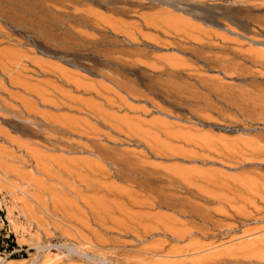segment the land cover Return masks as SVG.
I'll return each mask as SVG.
<instances>
[{
    "label": "rangeland",
    "instance_id": "1",
    "mask_svg": "<svg viewBox=\"0 0 264 264\" xmlns=\"http://www.w3.org/2000/svg\"><path fill=\"white\" fill-rule=\"evenodd\" d=\"M86 157L98 160L91 172ZM181 167L264 179V0H0V234L15 244L0 264H146V252L189 264L264 238L253 218L217 241L141 232L148 218L121 225L123 210L180 218L160 200L199 206L167 182ZM71 188L123 210L95 223L76 199L83 217L67 218L58 202ZM263 252L219 264H264Z\"/></svg>",
    "mask_w": 264,
    "mask_h": 264
},
{
    "label": "bare ground",
    "instance_id": "2",
    "mask_svg": "<svg viewBox=\"0 0 264 264\" xmlns=\"http://www.w3.org/2000/svg\"><path fill=\"white\" fill-rule=\"evenodd\" d=\"M134 94V93H133ZM43 99V98H42ZM56 99V98H55ZM42 101V100H41ZM124 101V100H122ZM52 103V102H51ZM50 103V104H51ZM60 104V103H59ZM55 105V104H54ZM120 106V105H118ZM59 107V106H58ZM91 108V107H90ZM94 110V109H92ZM44 117V116H43ZM97 117V116H96ZM49 118V117H48ZM55 118V117H54ZM45 119V118H44ZM47 119V118H46ZM60 121V119H59ZM69 121V120H68ZM63 122V120H62ZM75 123V122H73ZM77 123V121H76ZM63 124V123H62ZM72 124V122L70 123ZM70 124H67V126ZM78 124V123H77ZM75 125V124H74ZM73 125V126H74ZM63 126V125H62ZM65 126V125H64ZM72 126V125H71ZM70 126V127H71ZM90 126V125H89ZM84 127V126H83ZM88 127V126H87ZM93 127V126H92ZM79 128V127H78ZM27 129V128H26ZM92 131V128L90 126V128H88ZM94 129V128H93ZM25 130V129H24ZM35 130V129H34ZM33 131V130H32ZM81 131V130H80ZM85 131V129H84ZM114 131V130H113ZM40 133V132H39ZM86 134V133H85ZM45 136V135H44ZM47 136V135H46ZM50 137V136H49ZM105 137V136H104ZM108 138V137H107ZM49 141V140H48ZM53 142V141H52ZM24 143V142H23ZM151 143V142H150ZM54 144V143H53ZM72 144V143H71ZM24 145V144H23ZM26 145V144H25ZM24 145V146H25ZM57 145V144H56ZM19 146V145H18ZM84 146V145H83ZM22 147V146H21ZM27 147V146H26ZM65 147V145H64ZM63 148V147H62ZM66 148V147H65ZM92 148V147H91ZM24 149H26L24 147ZM72 149V148H71ZM87 149V146H86ZM27 150V149H26ZM25 150V154H28V157H31L32 153H34L32 150H27L26 152ZM85 150V149H84ZM68 151V150H67ZM94 151V150H93ZM37 152V151H36ZM95 152V151H94ZM93 153V152H92ZM35 154V153H34ZM39 154V152H38ZM30 155V156H29ZM37 155V154H36ZM92 155V154H90ZM96 155V153H95ZM40 156H42L40 154ZM93 156V155H92ZM97 156V155H96ZM33 158L35 157L34 155L32 156ZM31 157V158H32ZM42 158V157H41ZM40 158V159H41ZM110 158V157H109ZM30 159V158H29ZM35 159V158H34ZM39 159V160H40ZM57 159V158H56ZM55 159V160H56ZM74 159V158H73ZM87 160H84V158L80 159V163L83 164V166L86 168H89L87 170H89V172H91L90 169H93V167H98L99 164H97L96 161L94 160H89L86 157ZM94 159V158H92ZM198 159V158H197ZM203 159V158H202ZM205 159V158H204ZM60 160V159H59ZM138 160V159H137ZM143 160V159H142ZM210 160V159H209ZM35 164H36V169L39 167L38 163V157H36ZM33 161V162H34ZM41 161V160H40ZM57 161V160H56ZM71 161V160H69ZM113 161V160H112ZM201 161V160H200ZM211 161V160H210ZM55 162V161H54ZM68 162V159H67ZM72 162V161H71ZM70 162V163H71ZM74 162V160H73ZM77 161H75L74 163H76ZM199 162V161H198ZM202 164L205 163V161H201ZM57 163V162H56ZM79 163V162H77ZM81 164V165H82ZM61 165V163L59 164ZM63 166V165H62ZM65 166V165H64ZM73 166H77V164H74ZM71 166V167H73ZM83 166H81V168H83ZM102 166V165H101ZM43 167V164H42ZM67 167V166H66ZM103 167V166H102ZM41 168V166H40ZM39 168V169H40ZM59 168V167H58ZM42 169V168H41ZM44 171L46 169H43ZM65 170V169H63ZM71 170V169H70ZM69 170V171H70ZM106 170V169H105ZM110 170V169H109ZM68 171V172H69ZM99 171V169H98ZM107 172V171H106ZM166 172V171H165ZM47 173V171H46ZM70 173V172H69ZM73 173V172H72ZM111 173V172H110ZM120 173V172H119ZM95 174V173H94ZM100 174V173H99ZM106 174V173H105ZM107 175V174H106ZM105 175V176H106ZM222 175V174H221ZM109 176V174H108ZM226 176V175H225ZM229 176V175H228ZM226 176V177H228ZM167 177V182L169 183V185H171L172 187L178 188L179 190L184 189V190H190L191 194L196 193L197 195H195V198H199L197 200H200L204 203H209V204H205L207 206H202L201 203L202 202H198L200 204H198L199 206H195L197 202L194 203L189 202L190 199H186L184 200V202L181 203V205L177 206L176 204H171V203H167L164 201L160 200V207H163L167 210H171L173 211L178 217L180 218H184L183 220H180V218H177L176 216L172 215V214H161V213H157L155 215H142V216H138V215H132L128 212H125L123 210V207H121L120 205L117 204H113L111 202H107L105 200L102 199H94V198H86L84 196H82L78 191L79 190H73L72 188L69 189L70 192L72 193V199L70 200H59V205L61 209H64L65 207H68L71 209L72 213H64L65 217L67 218H74L75 220H77L75 218V216H82L83 217V212H79L80 210L78 208H76L74 206V200L78 199L81 200L83 204H85V206L87 207V210L89 211V219L95 223H104L105 221H112L111 218V213L112 211L115 210H123L122 215H123V220H125L124 223L126 224H121L122 226L128 225V224H135L137 222H139L138 220H141L143 218H148L150 221H152L150 224L153 225V227L151 225H149L148 227H143V229H140L141 232H150V231H154L157 230L159 231L162 235H165L169 238L175 239L177 241L184 239V238H193L195 240V238L197 239V237L200 238H204V239H221V238H225V237H230V233L233 231L235 232V225L236 226H240L242 224V222L244 220H248L250 218H253L254 220H261L264 221V179H261L260 176H258L259 178H257V180L255 179H250V178H239L238 176L236 178H230L231 180H226L224 178H222V176H218L215 173H213L210 170H206V169H184V168H171L170 172L166 175ZM230 177V176H229ZM80 178V177H79ZM84 177H82V179H80L84 184V186L86 188H92V187H96V188H101L102 186L97 183H94V181H88L90 179H83ZM226 180V181H223ZM228 179V178H227ZM259 179V180H258ZM79 185V184H78ZM66 186V185H65ZM105 186V185H104ZM212 187H221L222 191H226V194H218V193H213L211 191L208 190V188ZM76 188V187H75ZM103 188V187H102ZM174 188V189H175ZM172 189L173 191H176ZM217 189V188H216ZM220 189V188H219ZM117 191L120 193L119 189H116L115 187H113L112 185H108L105 187V191L106 194L112 191ZM192 190V191H191ZM194 191V192H193ZM221 191V192H222ZM223 191V192H224ZM181 192H183L181 190ZM187 191H185L186 193ZM193 192V193H192ZM220 192V193H221ZM55 193V192H54ZM115 193V192H114ZM148 193V192H146ZM124 194V193H123ZM128 194V193H127ZM188 194V193H186ZM185 194V196H186ZM189 194V195H191ZM71 195V194H70ZM113 195V194H112ZM151 193L147 194V197H150ZM194 195V194H193ZM193 195H191L192 197H194ZM154 196V195H153ZM190 196V197H191ZM198 196V197H196ZM126 197V196H125ZM191 197V198H192ZM54 198V197H53ZM52 198V199H53ZM56 199V198H55ZM182 199V198H181ZM55 201V200H54ZM80 201V202H81ZM131 201V200H129ZM127 202V199H126ZM145 202V201H142ZM214 203L217 207H211L209 206L210 203ZM220 204H224L225 206H219L217 205V203ZM237 202L238 205H242L241 207H235V203L237 206ZM53 203V201H52ZM57 203V204H58ZM116 203V202H115ZM133 203V200H132ZM137 203V202H134ZM156 203L158 204V202L156 201ZM240 203V204H239ZM242 203V204H241ZM257 203H260L261 206H257ZM54 204V203H53ZM130 204V203H128ZM145 204V203H144ZM203 204V203H202ZM123 205V204H122ZM201 205V206H200ZM213 205V204H212ZM219 206V207H218ZM64 207V208H63ZM224 207V208H223ZM66 210V209H65ZM114 212V211H113ZM140 213V212H139ZM171 213V212H170ZM219 217H221V219H218ZM79 218V217H78ZM230 220L233 221L232 223H223V220ZM143 221V220H142ZM148 221V220H147ZM149 221V222H150ZM229 221V222H230ZM242 221V222H241ZM253 221V220H252ZM130 222V223H129ZM228 222V221H227ZM249 222V221H248ZM246 223V222H245ZM244 223V224H245ZM250 223V222H249ZM106 224V223H105ZM141 224V223H140ZM264 224V223H263ZM128 228L127 226L125 227L126 230H131V226ZM138 224H135V226H133V230H139ZM143 226V225H142ZM145 226V225H144ZM261 226V225H260ZM260 226H258L260 228ZM128 228V229H127ZM252 229V227H250ZM264 228V225H263ZM246 229V228H245ZM249 229V228H248ZM247 229V231H248ZM258 229V228H257ZM239 230V229H238ZM255 230V228H254ZM123 231V229H122ZM237 231V229H236ZM243 231V230H240ZM124 232V231H123ZM155 232V231H154ZM245 232V230H244ZM243 232V233H244ZM79 233V232H78ZM135 233V232H133ZM256 233V232H255ZM233 236L235 235L234 233H232ZM250 234V233H249ZM248 234V235H249ZM252 234V233H251ZM82 235V234H78ZM146 235V234H145ZM250 236V235H249ZM82 237V236H81ZM232 237V236H231ZM242 237V236H241ZM79 238V237H78ZM84 237H82L83 239ZM191 238V239H192ZM233 238V237H232ZM198 240V239H197ZM84 241V240H83ZM94 241V240H93ZM241 243V242H240ZM98 244V243H97ZM162 244H159V247L161 248L162 246H160ZM239 245V244H238ZM205 246V245H204ZM207 246V245H206ZM167 247V246H165ZM171 247V246H170ZM174 248V246H172ZM154 248V247H153ZM157 248V247H156ZM182 248V247H181ZM203 249L202 245L199 244H195L192 245L191 247L182 248L181 250H179L180 248H178L179 253L180 251L182 253H189L190 251H196L199 249ZM230 247H228V249H226L225 251H220L218 253H213L210 255L205 254L206 256H199L196 258H193L191 261L193 263H189V264H219L220 261L226 260L225 262H229L227 261L230 257L236 255V253H238L240 256L242 257H247L248 259L252 256V254L256 251H260V250H264V238H257V239H248L246 242L242 243V245H240L239 247H237L238 249H229ZM159 248H157L156 250H158ZM163 249V248H162ZM160 249V251L162 250ZM165 249V248H164ZM177 249V248H176ZM225 249V248H224ZM154 250V252L156 251ZM166 250V249H165ZM148 251V250H147ZM164 251V250H163ZM144 252V251H143ZM142 252V253H143ZM150 252V251H149ZM153 252V251H152ZM153 254L157 255V253L155 252ZM158 252V251H157ZM165 252V251H164ZM177 250H173L171 248V250H169V252L167 251V253H177ZM145 253V252H144ZM147 253V252H146ZM145 253V257L140 258L138 261H140V263H146V264H175L174 260L173 263L172 262H167L164 260H158V259H153L151 257H147ZM151 253V252H150ZM184 253V255H185ZM152 254V253H151ZM150 254V255H151ZM152 254V255H153ZM191 255V253H189ZM195 254V252H194ZM143 255V254H142ZM153 255V256H154ZM167 255V254H166ZM183 255V256H184ZM179 256V254H178ZM195 256V255H194ZM259 259H264V252L263 253H259L258 255H256ZM253 257V256H252ZM81 258V257H80ZM179 258H181L179 256ZM235 258V257H234ZM237 258V257H236ZM235 258V260H236ZM188 259V258H187ZM244 259V258H243ZM190 260V257H189ZM231 260V258H230ZM181 261V260H180ZM110 262V261H109ZM182 262V261H181ZM101 263V262H100ZM103 263V261H102ZM221 263V262H220ZM230 263V262H229ZM117 264V263H116ZM139 264V263H138ZM177 264H180L177 262ZM182 264V263H181ZM187 264V263H186Z\"/></svg>",
    "mask_w": 264,
    "mask_h": 264
},
{
    "label": "trees",
    "instance_id": "3",
    "mask_svg": "<svg viewBox=\"0 0 264 264\" xmlns=\"http://www.w3.org/2000/svg\"><path fill=\"white\" fill-rule=\"evenodd\" d=\"M14 246L15 244L13 242L12 237L6 239L0 234V250L11 251Z\"/></svg>",
    "mask_w": 264,
    "mask_h": 264
}]
</instances>
